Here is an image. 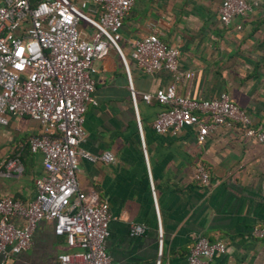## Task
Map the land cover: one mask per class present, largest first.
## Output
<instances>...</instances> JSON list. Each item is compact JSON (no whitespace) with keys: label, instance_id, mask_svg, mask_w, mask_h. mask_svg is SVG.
<instances>
[{"label":"crops","instance_id":"0c3cea01","mask_svg":"<svg viewBox=\"0 0 264 264\" xmlns=\"http://www.w3.org/2000/svg\"><path fill=\"white\" fill-rule=\"evenodd\" d=\"M219 3L134 0L122 19L118 42L129 77L112 48L93 61L95 104L86 108L79 147L91 154L109 151L114 160L79 158L75 180L80 192L93 191L107 203L109 264H187L188 250L199 236L225 245V252L209 264H264V241L249 235L251 226L264 228V143L243 137L237 127H215L202 144L191 127L175 135L155 133L151 122L163 107L143 101L140 93L164 87L169 73L144 74L129 58L132 42L155 32L178 49L179 69L192 73L177 83V93L209 99L224 91L258 126L264 116V0L228 24L218 18ZM128 80L136 92L135 109ZM38 128L24 115L10 116L0 126V171L8 157L23 167L17 176L0 174V196L34 197L33 180L43 170L41 156L28 151L27 141ZM197 163L208 172L206 186L193 177ZM13 221L20 225L22 219ZM131 224H142L143 232L129 236ZM75 251L63 235L53 234L50 221L40 220L30 247L5 264H62L58 255Z\"/></svg>","mask_w":264,"mask_h":264},{"label":"built area","instance_id":"2783aa9c","mask_svg":"<svg viewBox=\"0 0 264 264\" xmlns=\"http://www.w3.org/2000/svg\"><path fill=\"white\" fill-rule=\"evenodd\" d=\"M134 0H0V126L10 116L24 115L36 121L38 132L28 138L27 148L41 156L43 173L33 180L34 197L22 201L0 196V264L26 251L40 220L52 223L54 235H63L71 254H60L62 264L78 259L80 264H109L105 252L107 224L111 216L107 203L95 192H80L75 180L78 159L113 162L109 151L91 154L79 147L84 138V114L95 104L93 61L114 49L124 66L119 48V29ZM257 0H220L217 13L222 24L244 17ZM82 22L89 31L78 29ZM239 29V25L236 26ZM130 60L144 74L164 69L170 81L152 93H140L145 102L154 100L163 108L151 122L155 133L175 135L182 128H194L202 144L211 129L237 127L243 137L264 143V116L254 126L250 116L221 91L209 99H194L176 91V85L191 78L179 69L178 49L161 41L155 32L136 38ZM129 96L135 109L136 92L128 80ZM137 126L139 121L136 117ZM18 159L6 158L0 174L19 175ZM193 177L201 186L208 183L206 168L197 163ZM20 218V225L13 219ZM142 224H131L128 235L143 232ZM249 235L264 241V228L251 226ZM225 252L220 241L204 236L191 244L187 264H209Z\"/></svg>","mask_w":264,"mask_h":264},{"label":"rangeland","instance_id":"374dc122","mask_svg":"<svg viewBox=\"0 0 264 264\" xmlns=\"http://www.w3.org/2000/svg\"><path fill=\"white\" fill-rule=\"evenodd\" d=\"M78 29L80 30H90L89 27L87 25H85L84 23L80 22L79 23V26H78Z\"/></svg>","mask_w":264,"mask_h":264}]
</instances>
